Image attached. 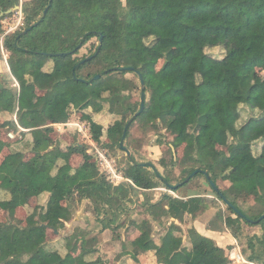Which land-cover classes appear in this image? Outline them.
I'll return each instance as SVG.
<instances>
[{
	"label": "trees",
	"instance_id": "1",
	"mask_svg": "<svg viewBox=\"0 0 264 264\" xmlns=\"http://www.w3.org/2000/svg\"><path fill=\"white\" fill-rule=\"evenodd\" d=\"M20 6L22 26L5 35L2 22ZM0 37L10 68L0 72V154L8 149L0 163V211L10 219H0V264H110L101 238L123 229L140 235L133 243L116 238L115 244L122 242L117 261L127 256L138 263L153 254L156 264H228L226 251L194 226L215 200L229 215L217 211L209 230L231 233L249 263L264 264V219L255 222L264 216V81L256 80L257 70L264 71V0H0ZM95 39L94 52L81 57ZM215 49L224 56L207 52ZM143 93L144 111L126 140L135 122L162 125L173 141L159 161L163 172L152 164L159 174L132 154L119 167L124 179L116 185L87 146L64 149L52 137L54 126L69 123L76 110L94 143L123 151L125 127L142 106L132 99ZM106 108L118 118L108 128L94 119ZM246 108L257 116L240 126ZM15 117L27 132L8 143L1 130L18 131ZM23 136L26 152L16 147ZM181 148L179 158L174 151ZM76 154L84 159L78 168L71 164ZM199 178L211 194L188 193ZM158 189L166 192L155 200L151 193ZM251 197L256 205L246 211L242 204ZM32 200L37 204L24 223L17 211ZM84 203L95 226L63 237L62 249L52 248L48 231L66 229ZM132 205L146 220H133ZM245 226L261 233L246 235Z\"/></svg>",
	"mask_w": 264,
	"mask_h": 264
},
{
	"label": "rangeland",
	"instance_id": "2",
	"mask_svg": "<svg viewBox=\"0 0 264 264\" xmlns=\"http://www.w3.org/2000/svg\"><path fill=\"white\" fill-rule=\"evenodd\" d=\"M26 1V0H25ZM124 4H126V0H123ZM20 10L14 11V15L10 18L5 19L2 22L3 29H5V35L8 33H13L16 32L20 26H22L23 23V14L21 11L22 6L19 7ZM3 37H0V49H2L1 45H3ZM99 45L98 40H93L90 42L86 47L83 48V50L80 53L81 57L87 56L94 52L95 48ZM3 51V57L4 60L0 62V71L2 70L3 72L10 71V68L8 67V64L5 62V60H8L9 58V53L6 51ZM209 54L216 58H222L223 52L221 49H215V50H208L207 51ZM164 65V61H161L160 64L158 65V68L160 69ZM2 72V73H3ZM128 77L134 78L133 76L129 75ZM256 80L257 83H262L264 81V71L258 69L257 70V75H256ZM14 85L17 86L16 82H14ZM141 101L140 95L137 94V96L132 99V102L134 103H139ZM88 113L91 114V111ZM82 113L78 111H73L71 120L67 124L63 125H55V133L52 135L54 140H60L62 143V148H66L69 145H85L88 147V151L91 155L94 157V161H96L100 167V170L102 173H108L109 174V179L114 181L116 185H119L123 181V176H122V171L119 170V167H126L128 164L127 161V155L124 151L119 150L117 152H112L108 148H103L102 146L98 145L97 143H94L91 139V133H90V126L88 123H86L83 118H82ZM257 116L254 113H251L249 109H242V118L240 122V126L244 124L246 121H248L251 117ZM14 119V117H13ZM94 119L101 125H103L105 128H108L114 122L118 119L117 117H114L109 114L108 108L105 109L104 113L95 116ZM4 120L0 119V127L2 126ZM10 131H15L16 130H9V129H2V138L4 141H7L8 143H14L17 141H20L17 139L16 141H9L7 138V134ZM24 141H22L20 144L17 143L16 147L19 148L20 150L26 152L28 151L29 146V139L25 136ZM105 143H108V140H104ZM173 141L172 136L162 127L161 124H143L140 122H135L133 125V128L131 130V135L129 139L126 140L125 145L126 147L131 151V153L135 156V158L142 163H151L157 166V168L163 172V169L159 165L160 159L164 155H169V145ZM261 145H258L255 150H259ZM27 156L31 157L32 154L27 152ZM178 153L179 158L183 155V149L181 148L176 152ZM8 154V149H5L2 154H0V163L2 162L3 158L5 155ZM175 155V154H174ZM84 162L83 156L81 155H74L71 158V164L74 168L80 167ZM175 174L179 177L180 176V170L177 168L175 170ZM219 186L222 189H227L229 187L228 183H223L222 181H219ZM198 191H203V192H208L211 194V190L208 187L206 181L204 178H199L196 179L194 182L192 188H189L188 193L192 194ZM166 192L165 189H158L155 190V192L151 193L154 196L155 200H158L159 197L161 196L162 193ZM177 197V195H174ZM210 198L214 199L215 197L210 195ZM215 200V199H214ZM46 199L44 198L41 201V204H45ZM216 201V204L214 205L215 207L209 209L208 211L204 212L201 214L200 218L202 222L205 220L210 221V219L217 213V211L222 212L225 216L229 215V212L227 211V208L224 203L220 201ZM138 203L143 202V196H141L138 201ZM36 200L31 201V205L22 209H19L17 211V218L20 221H23L24 223L26 222V219L28 216L33 212L35 206H36ZM256 203L254 201V198H250L247 202V204H242L243 208L246 211H249L251 207H255ZM87 204L84 203L83 205L79 206L77 211L75 212V216L67 224V228L59 232L58 234L52 230L48 231V242L52 248H57V249H62L63 245L62 242L59 244L60 240L70 234L75 233L78 229H92V227L95 226V217L93 214H87ZM133 205L131 206V209L134 210V215H133V220L142 222L146 220L147 216L144 215L143 209L138 206L132 208ZM251 214L252 211H250ZM0 219L3 221H9V216L7 213L0 211ZM209 225V223H208ZM156 226V225H155ZM132 228L133 226H129ZM133 229V228H132ZM159 228L156 227V232H155V238L158 240L157 232H159ZM229 233V232H228ZM245 233L246 235H257L260 234V230L258 228H249L245 226ZM93 235H98V232H95ZM140 235L139 232L132 233V234H127L126 230H120V232L117 233H112L109 232L108 234L102 236L101 238V245L102 249L106 253V257L108 258V261L110 264H119L121 261H124V259L128 261L132 260L129 259L127 256H124L123 258L120 259V261L116 260L117 255L121 252V243L118 242L115 244L116 238L118 237L119 239L121 238L123 241L130 243L135 241V239ZM232 236V234L230 233ZM234 238V237H233ZM236 240V239H235ZM118 244V245H117ZM108 245V246H107ZM234 245H238L239 248H241V251L243 252L244 245L239 241L236 240ZM231 246L228 248L226 251V254L229 253L232 250ZM107 248V250H106ZM129 249V248H128ZM229 251V252H228ZM244 254V253H243ZM245 255V254H244ZM151 257V254L149 255Z\"/></svg>",
	"mask_w": 264,
	"mask_h": 264
},
{
	"label": "crops",
	"instance_id": "3",
	"mask_svg": "<svg viewBox=\"0 0 264 264\" xmlns=\"http://www.w3.org/2000/svg\"><path fill=\"white\" fill-rule=\"evenodd\" d=\"M0 72L3 71L1 70ZM17 132H19V129ZM208 223L209 222L206 220L205 222L204 221L202 222L201 218H199L197 221H195L194 226L200 234L213 239L217 243V245L222 249H224L225 251H227L229 247L234 246L236 240L235 238H233V236L230 235V233L211 231L209 230ZM128 262L129 264H156L154 262L153 254H151V257L148 256L139 257L138 263L134 262L133 260H130Z\"/></svg>",
	"mask_w": 264,
	"mask_h": 264
},
{
	"label": "water",
	"instance_id": "4",
	"mask_svg": "<svg viewBox=\"0 0 264 264\" xmlns=\"http://www.w3.org/2000/svg\"><path fill=\"white\" fill-rule=\"evenodd\" d=\"M17 10H20V8L19 7H16L14 10H10V11H8V15H10V14H12L14 11H17ZM46 13H47V10L44 12V16L46 15ZM32 30V28H29L28 30H26V31H24V34H26L27 32H29V31H31ZM101 41H102V39H101ZM100 75H98V76H96L95 77V79L97 80V79H100ZM142 85L144 86V83H142ZM0 86H1V83H0ZM141 103H142V106H141V110H140V112L137 114V115H135L134 117H133V119L126 125V127H125V130H124V134H123V137H122V140H121V147H122V149H123V151H125L126 152V155H127V157L128 158H132V153H131V151L127 148V147H125V141H126V137H127V133H128V130H129V128L131 127V125H132V123L134 122V119H136L140 114H142L143 113V111H144V108H145V94L143 93L142 94V97H141ZM174 154L176 155V152L174 151ZM143 167H149V168H151L155 173H158V170L151 164V163H142L141 164ZM201 173V170H197V171H195L194 173H192L191 175H190V177H188L187 179H186V181H185V183H188L191 179H193L196 175H198V174H200ZM204 173V175L205 176H207V173L206 172H203ZM159 174V173H158ZM180 186H182V184H179L178 186H171L173 189H177V188H179ZM212 186L214 187V189L215 190H217L218 191V188H217V186L214 184V183H212ZM222 199H223V201L226 203V204H228L229 206H231V203H229V201L227 200V198L224 196V195H222ZM235 211H236V213H238V214H241V212L237 209V208H235ZM264 219V216L263 217H261V219H259L258 221H255L256 223H259L261 220H263ZM251 221V220H250ZM252 222H254V221H252ZM57 234H58V231H55Z\"/></svg>",
	"mask_w": 264,
	"mask_h": 264
},
{
	"label": "built area",
	"instance_id": "5",
	"mask_svg": "<svg viewBox=\"0 0 264 264\" xmlns=\"http://www.w3.org/2000/svg\"><path fill=\"white\" fill-rule=\"evenodd\" d=\"M1 47H2V50H3V45H1ZM15 123L17 124L19 132L10 131L7 134V138H8L9 141H16L17 139L21 140L22 139L21 133L26 132V130H24L22 127L19 126L16 117H15ZM227 258L229 260L228 264H253V263H249L245 259L244 255H243V253L241 251V248H239L238 245H234V247H232V250L229 253H227Z\"/></svg>",
	"mask_w": 264,
	"mask_h": 264
}]
</instances>
